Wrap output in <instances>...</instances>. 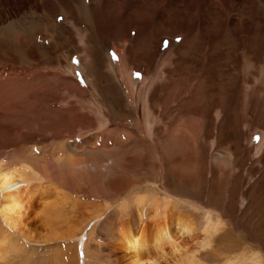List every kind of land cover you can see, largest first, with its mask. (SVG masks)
Here are the masks:
<instances>
[{
    "label": "rangeland",
    "instance_id": "obj_1",
    "mask_svg": "<svg viewBox=\"0 0 264 264\" xmlns=\"http://www.w3.org/2000/svg\"><path fill=\"white\" fill-rule=\"evenodd\" d=\"M87 140L93 173L54 161ZM20 161L47 177L20 229L0 218V264H131L122 233L155 256L163 223L182 252L160 264L264 257V0H0V162Z\"/></svg>",
    "mask_w": 264,
    "mask_h": 264
},
{
    "label": "bare ground",
    "instance_id": "obj_2",
    "mask_svg": "<svg viewBox=\"0 0 264 264\" xmlns=\"http://www.w3.org/2000/svg\"><path fill=\"white\" fill-rule=\"evenodd\" d=\"M87 142L88 140L85 143L80 144L77 147V151H75L76 149L74 148H73L74 150L72 148L70 149L68 146H66L67 145L66 143H63L62 146L58 148V155L54 151L55 154L57 155L56 156L54 154L53 156L54 161H56V163L59 165L61 164L66 165V162L73 164V166L82 165L81 168L85 167V169H88V170L89 168L90 170L91 168L93 169L98 168L97 165L100 162H104V163L106 162L105 158H103L100 161V159L106 155L104 154V156H101L95 153V155H97L98 157L97 158L95 157L96 158L95 161L93 160L94 164H92L91 162L88 163L87 162L88 159L85 158L84 156L86 157L89 156L90 152L88 151V152L80 153V149L83 148V146L85 147ZM82 150L84 151V148ZM23 161L22 162L20 161V163L15 164L10 167H6L3 164V162H0V218H1L2 224L5 227H7L8 229H12L14 231H17V229H20V226L23 223L22 220L26 216L27 210L29 209V205H30L29 199L31 196L33 197V194H34L32 192L33 190H31L33 186H30V185H32L34 183L33 181L38 178L37 171L39 167L34 168L33 165H31L30 163L23 162ZM104 163H102V165ZM107 165H105V168ZM74 169H76V167ZM85 169H82V171ZM89 174L90 173H88V176H90ZM45 175L42 179L47 177ZM42 179H37L35 181H42ZM38 185H39L38 188H41L40 190L42 191V188H43L41 186L42 184H38ZM164 206L167 207L168 204ZM214 227L217 228V224H214L212 220H209L204 226V230L209 234L210 230L214 229ZM193 230H194V227L192 224H189V223L187 224V222L183 223L180 221V219L178 220L177 234L190 235ZM141 237H142L141 232L136 234V233H133V231L131 230L125 233H122L121 235L122 245L127 249V251L130 252V254H133L131 264H160V258H164L167 256L164 251L166 246H169V247L171 246V248L173 249L175 253L182 252L181 246L180 244H178L176 234H174L171 231V228L165 223L160 224L158 228L156 229V238L154 242V248L157 250L158 254H156L155 256H145L144 257V246L145 245L142 243ZM2 248L3 247L0 246V260L3 257ZM182 260L189 261L191 264H194L196 261L194 256L186 257V255H185V258H183ZM247 261H248V264H264V257L261 255V253L255 252L247 259ZM233 264H239V263L233 262Z\"/></svg>",
    "mask_w": 264,
    "mask_h": 264
},
{
    "label": "snow or ice",
    "instance_id": "obj_3",
    "mask_svg": "<svg viewBox=\"0 0 264 264\" xmlns=\"http://www.w3.org/2000/svg\"><path fill=\"white\" fill-rule=\"evenodd\" d=\"M115 58V57H114Z\"/></svg>",
    "mask_w": 264,
    "mask_h": 264
}]
</instances>
